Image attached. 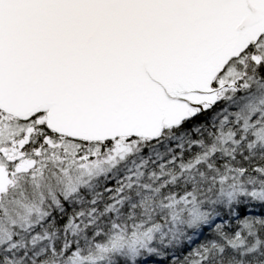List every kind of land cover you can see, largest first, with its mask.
I'll use <instances>...</instances> for the list:
<instances>
[{"label":"snow or ice","instance_id":"1","mask_svg":"<svg viewBox=\"0 0 264 264\" xmlns=\"http://www.w3.org/2000/svg\"><path fill=\"white\" fill-rule=\"evenodd\" d=\"M0 264H264V0H0Z\"/></svg>","mask_w":264,"mask_h":264}]
</instances>
